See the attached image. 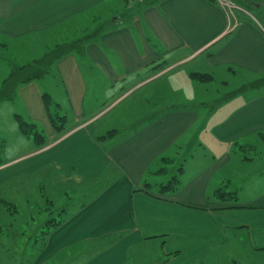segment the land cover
<instances>
[{"label": "crops", "instance_id": "0c3cea01", "mask_svg": "<svg viewBox=\"0 0 264 264\" xmlns=\"http://www.w3.org/2000/svg\"><path fill=\"white\" fill-rule=\"evenodd\" d=\"M255 1L264 19L259 5L264 0ZM260 17L248 10L230 15L216 0H0V45L48 31L55 35V45L77 42L82 48L58 59L42 79L67 117L62 131L48 121L37 81L18 88L25 104L22 116L44 123L42 146L20 130L9 101L0 104V135L8 139L0 156V210L5 213L8 201L14 203L19 194L29 202L30 191L43 185L53 197L64 199L55 218L60 224L46 235L38 227L42 223L37 225L33 241L40 235L45 239L37 247L35 264H132L136 254L155 250L168 256L165 264H179V258L209 255L203 240L211 244L216 237L197 234L222 226L244 230L251 249L264 255V167L238 153L239 146L244 152L253 150L264 139V87L255 85L231 96L204 118L212 121V160L196 174L187 193H204L202 174L219 168L226 172L214 193L224 187L236 197L241 190L247 198L234 203L219 197L211 208H204L214 210L213 218L204 220L190 215L198 208L191 202L150 190L153 184L160 187L162 182L150 178L157 179L163 167L167 172L168 165L184 162L183 135L201 120L204 110L179 108L185 90L176 85L178 78L203 82L192 73L216 76L218 69L234 73L240 67L263 71ZM190 62L192 67L179 72ZM167 75L176 88L170 83L166 90L152 86ZM140 93L134 104L131 99L121 105ZM213 93L222 96L220 89L213 88ZM164 96L172 101H161ZM113 111L112 122H102ZM113 129L118 130L115 137L101 138ZM178 171L176 191L181 189L184 164ZM255 176L257 180L250 181ZM98 186L101 190L87 200L86 194ZM75 196H85L86 202L64 204ZM157 257L155 264H161Z\"/></svg>", "mask_w": 264, "mask_h": 264}, {"label": "rangeland", "instance_id": "374dc122", "mask_svg": "<svg viewBox=\"0 0 264 264\" xmlns=\"http://www.w3.org/2000/svg\"><path fill=\"white\" fill-rule=\"evenodd\" d=\"M228 1L232 2V0ZM251 11L253 14L257 15V17H260L257 10ZM260 19L264 20L261 17ZM58 37L59 36H57V39ZM5 38L6 37H3V40H5ZM9 41L12 45H0V85L2 84V80L7 77L8 74H10L14 67H20L28 64L34 59L42 57L46 52L54 49L57 46L55 45L57 42L55 35L50 34L48 31L42 33L26 34L24 35L23 40H19L17 43L18 45L15 44V40L9 39ZM194 62H190V64L182 66L179 68V72L192 67L193 64L191 63ZM235 70L236 71L234 73H230L225 70L218 69L217 75L214 76V81H210L209 83L199 81L193 82L188 77L185 78V80L178 78L176 85L181 86L185 90V97L183 99L184 102L180 103L184 105H180L179 108L204 110H202L201 120H199L194 126L188 128L186 133L183 135L184 147L183 152H181L180 159L184 158V162H176L172 165H168L167 172L160 171L158 173L157 179L154 177L155 180L154 178H150V180L154 182L167 183L173 177V175L179 173L178 168L181 166V164H184L185 172L181 177L182 184L180 186L181 189H183L182 191L179 188V191L166 192L162 191L161 187H157L154 184L150 190H152L155 195L162 197H173L178 200L191 202V204L198 206L197 209L193 210L196 212L190 213V215L194 216L195 218L204 220H210L213 218L211 213L214 210L204 208H211L213 205H215L213 204L214 202L219 201V197L214 193V191L216 190V186L219 184V182H223V176H225L223 173L226 172L225 169L218 168L216 172L211 174L208 173L207 176L205 173H203L201 181L205 183L204 193H191L190 195H187L193 185L192 181L195 179L196 174L204 169L209 168V164L212 160L211 157L213 154L210 151L213 147L211 143L212 125L210 124L212 121H204V118L215 107L216 100L219 99L213 97V88L221 90V97L228 96L230 94H236L239 96L242 94L243 90H251L254 87L252 84L264 77V69H262L263 71H259V73L250 71L246 67H240V69ZM173 75H175V73ZM42 79L35 80L37 81L35 87L38 86L43 95L47 92V90H50V87L49 84L47 85V82L43 81ZM170 80L171 78H168L167 75L165 78L163 77L158 82L153 83L152 86L158 88L163 87L162 90H166L165 85L170 83L169 85L176 88L177 86L173 85L174 82H169ZM205 85H207L208 88H206ZM258 85L259 87H264L260 82ZM166 88L168 87L166 86ZM262 91H264V89ZM141 95L142 93L137 96L132 95L128 97L121 105L127 106L131 99H133L132 103L134 104L137 101V98ZM199 95L200 98H195ZM249 98L251 97H247L246 99ZM162 100L172 101L171 97L167 96H164L161 101ZM180 101L181 99L179 98V102ZM9 103V105L16 109L17 112L15 114L24 115L23 110H25V104L21 101L20 96L17 95L16 99L14 101H9ZM235 104L237 105V103ZM203 112L206 113L203 114ZM112 117H116V113L114 111L108 116L104 117L102 122L110 123L112 122L110 119ZM28 122L33 123L31 121ZM36 126L37 130L39 131H42V129L45 127L42 121H39ZM32 139L34 141V138ZM9 140L11 141V138ZM7 141L8 139L5 140L3 136L0 135V156L2 155V149L4 145H6ZM255 141L258 140H252V142ZM258 142L259 145L257 147H255L253 150L250 149L245 152L242 151L239 146L240 151H238V153H240V155H248L253 157L255 160H257L255 163L256 165L264 167V139ZM259 160L262 163H260ZM209 175H211L210 180L207 179ZM257 176L250 178V181H256ZM50 190L51 189L48 185H43V187L38 189V191L32 189L29 193V202L26 201L24 196L22 197L19 194V196L15 197L14 203H12V201H8L6 205L8 210L5 211V213L0 210V225H3L4 227L5 224L6 227L3 229H9L8 232H4L5 234L3 235L0 233V254L2 256L3 264H35L36 256L38 254L37 247H41L43 245V240L45 237L41 235L38 236V234V237L35 236V239L37 237L39 240L37 242L33 241V234H37L38 232L35 230H38V227H41V233L46 235V233L43 231L45 229L43 226L45 224L44 222L50 218L58 217V214L61 213V208L64 206L62 205L64 200L62 199L63 197L60 195H57L58 198L53 197L49 193ZM100 190L101 187L98 186L95 192L92 193L90 191L88 194H86L87 200H91ZM248 196L249 194H245L241 190L240 193H237L238 199H245ZM82 201L86 202L85 196H75L71 201L70 199L65 200L64 204L67 202V204L69 203L72 204V206H75ZM236 201L237 200L234 199L232 200L234 203H236ZM12 205H15L16 208H12ZM57 220L58 219H54V221ZM38 223L42 224L37 227ZM10 224H13V226L10 227ZM22 231L23 233H20ZM197 235L202 238H209V236L213 238L216 237L215 241L211 244H208L206 240H203V242L210 249L209 255L196 258H179V264H264V255L251 249L249 242L246 240L247 234L244 230L236 229L234 227L222 226L218 231L216 230L211 232L202 230ZM221 235H225V237L221 238ZM172 239L173 235L170 234L167 238L169 241V246L171 245ZM153 254L160 256L162 258L161 264H165L166 257L168 256L165 257L161 251L158 253L156 250L154 252L136 254L135 257L132 258L131 262L132 264H155V262L157 263L158 257H155ZM170 259L173 261V257H170ZM65 263H68V261L63 262V264Z\"/></svg>", "mask_w": 264, "mask_h": 264}, {"label": "trees", "instance_id": "16d2710c", "mask_svg": "<svg viewBox=\"0 0 264 264\" xmlns=\"http://www.w3.org/2000/svg\"><path fill=\"white\" fill-rule=\"evenodd\" d=\"M217 1V0H216ZM218 2V1H217ZM233 4L236 6L232 10H257V2L255 0H232ZM263 4V3H262ZM260 5V11L263 12L264 4ZM258 11V10H257ZM252 12V11H251ZM81 41V40H80ZM78 41V42H80ZM83 41V40H82ZM81 45H77V42L74 43H62L58 44L54 49L46 52L42 57L34 59L33 61L29 62L20 67H14L10 74L2 80V84L0 85V104L4 101H14L16 99L18 88L31 81L42 79L52 71L53 64L60 58L64 57L65 55L72 53L74 51H81ZM192 76L196 79H199L203 82L213 80L215 77L211 73H192ZM256 82V83H255ZM252 86L258 85L259 82L264 84V77L255 81ZM233 96L232 94L228 96H223L216 100V105H219L225 102L228 98ZM43 103L46 110V115L48 120L52 125H54L59 131L64 129V126L67 121V117L62 115L59 111V103L54 101L51 95L46 92L42 95ZM15 117L18 121L20 130L34 138L35 143L37 146H42L45 141V135L42 131L37 130V126L35 123L28 122L22 115L15 114ZM118 130L113 129L109 130L108 133L102 136V139H111L116 136ZM162 160L166 162H172L169 158H162ZM161 172H165V167H163ZM180 183V178L178 174L173 175V177L167 183H161L160 187L162 191L166 192H173L176 191L178 188V184ZM216 195L218 197L227 198V199H234L236 200V195L231 192H226L224 187L219 188L216 191ZM55 218H50L46 222L44 226V232L47 234L49 230L53 227H56L60 224V220L54 221ZM4 232L3 226L0 225V233Z\"/></svg>", "mask_w": 264, "mask_h": 264}, {"label": "built area", "instance_id": "2783aa9c", "mask_svg": "<svg viewBox=\"0 0 264 264\" xmlns=\"http://www.w3.org/2000/svg\"><path fill=\"white\" fill-rule=\"evenodd\" d=\"M136 1H144V0H136ZM217 1L230 15L232 13L233 8L236 7L232 2L228 0H217Z\"/></svg>", "mask_w": 264, "mask_h": 264}, {"label": "bare ground", "instance_id": "6f19581e", "mask_svg": "<svg viewBox=\"0 0 264 264\" xmlns=\"http://www.w3.org/2000/svg\"><path fill=\"white\" fill-rule=\"evenodd\" d=\"M132 1H136V0H132Z\"/></svg>", "mask_w": 264, "mask_h": 264}]
</instances>
